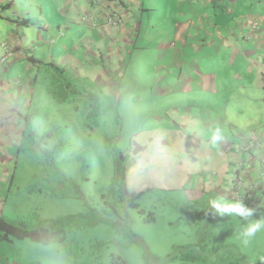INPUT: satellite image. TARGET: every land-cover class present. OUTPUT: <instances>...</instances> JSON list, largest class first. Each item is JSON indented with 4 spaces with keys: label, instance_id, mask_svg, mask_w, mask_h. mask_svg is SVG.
Wrapping results in <instances>:
<instances>
[{
    "label": "crops",
    "instance_id": "crops-1",
    "mask_svg": "<svg viewBox=\"0 0 264 264\" xmlns=\"http://www.w3.org/2000/svg\"><path fill=\"white\" fill-rule=\"evenodd\" d=\"M0 26V163L18 153L41 64L106 96L130 68L159 104L149 146L173 164L159 176L191 201L238 192L264 210L250 201L264 199V0H0Z\"/></svg>",
    "mask_w": 264,
    "mask_h": 264
},
{
    "label": "rangeland",
    "instance_id": "rangeland-1",
    "mask_svg": "<svg viewBox=\"0 0 264 264\" xmlns=\"http://www.w3.org/2000/svg\"><path fill=\"white\" fill-rule=\"evenodd\" d=\"M2 32L0 26V41ZM64 43L61 38L56 51ZM120 77L119 85L107 86L109 96L98 85H82L100 108L93 130L80 104L53 98L48 77L39 75L32 85L40 147L23 139V149L0 163V219L33 228L69 216L76 225L67 226L62 241L0 243L4 264H264V230L245 246L238 217L210 214L211 199L234 201L221 194L191 201L180 183L159 176L173 164L153 162L160 154L149 146L150 125L159 104L146 105L148 75L136 79L129 68ZM42 136L51 138L41 142ZM120 153L124 175L116 167ZM130 195L137 206L125 209L118 202ZM246 206L255 210L253 219L264 218L263 209Z\"/></svg>",
    "mask_w": 264,
    "mask_h": 264
},
{
    "label": "trees",
    "instance_id": "trees-1",
    "mask_svg": "<svg viewBox=\"0 0 264 264\" xmlns=\"http://www.w3.org/2000/svg\"><path fill=\"white\" fill-rule=\"evenodd\" d=\"M20 26L27 27L30 24L28 20L19 21ZM34 63H36L34 61ZM40 70L37 74L36 81L39 75L44 77L43 81L50 80L49 85H47L49 92L52 94L53 98L58 102L69 101L71 103L77 102L74 104L76 108L78 104L82 107V115L85 120V125L89 130H93L99 124V113L100 108L97 104L96 96L90 92L88 95L84 94L82 84L79 79L71 77L66 73L62 68L53 64H41ZM48 77V79L46 78ZM77 86V87H76ZM69 94L70 99L66 96ZM95 93V92H94ZM96 99V101H94ZM36 110L31 109L28 116L25 118V127L23 134L21 136V143L18 148V152L23 149L22 140L29 139L30 146L33 148H39L40 145L36 141V132L34 128V121L37 118ZM46 138H51L48 136H42L40 141L45 142ZM125 153H120L116 156L117 169L121 170L123 175L126 172V167L119 164V160L125 159ZM124 177V176H123ZM134 195H130L127 200H119L120 206H125L127 209L130 206L136 207L133 203ZM74 217H65L53 221H41L37 226L33 228H27L24 225H15L11 222H6L0 219V243L2 242H11V239H30L34 242L41 244H49L54 239L62 241L65 238L67 233V226L76 225ZM153 220V218H152ZM219 263V262H218Z\"/></svg>",
    "mask_w": 264,
    "mask_h": 264
},
{
    "label": "clouds",
    "instance_id": "clouds-1",
    "mask_svg": "<svg viewBox=\"0 0 264 264\" xmlns=\"http://www.w3.org/2000/svg\"><path fill=\"white\" fill-rule=\"evenodd\" d=\"M219 129L213 131V139H219ZM210 214L218 217L232 216L238 217L240 228L238 239L247 246L250 240L264 230V218L253 219L255 210L246 206L242 201L226 202L222 199H211L209 201Z\"/></svg>",
    "mask_w": 264,
    "mask_h": 264
},
{
    "label": "built area",
    "instance_id": "built-area-1",
    "mask_svg": "<svg viewBox=\"0 0 264 264\" xmlns=\"http://www.w3.org/2000/svg\"><path fill=\"white\" fill-rule=\"evenodd\" d=\"M118 20H119V18H117L116 20L111 19V22L117 24ZM4 52H5L4 57L11 55L10 51H8V50H5ZM233 199L235 201L245 202L247 200V195L237 192V193H234ZM260 199H261V197H255V198L250 199V201H253L254 204H256V205L258 204L260 207L264 208V199H262V200H260Z\"/></svg>",
    "mask_w": 264,
    "mask_h": 264
}]
</instances>
